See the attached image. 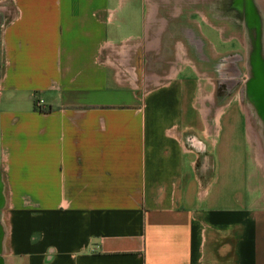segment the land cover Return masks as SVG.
Listing matches in <instances>:
<instances>
[{
	"label": "crops",
	"instance_id": "0c3cea01",
	"mask_svg": "<svg viewBox=\"0 0 264 264\" xmlns=\"http://www.w3.org/2000/svg\"><path fill=\"white\" fill-rule=\"evenodd\" d=\"M234 43L264 67V0H0L4 264H264V162L211 164Z\"/></svg>",
	"mask_w": 264,
	"mask_h": 264
},
{
	"label": "rangeland",
	"instance_id": "374dc122",
	"mask_svg": "<svg viewBox=\"0 0 264 264\" xmlns=\"http://www.w3.org/2000/svg\"><path fill=\"white\" fill-rule=\"evenodd\" d=\"M186 19L187 13H184V15L179 20L182 22V24H186ZM171 23L173 24H171L170 29L171 34H173L175 25L177 26V20H171ZM202 28H204L205 34H208V29H206L204 25ZM234 46L235 47L233 50L236 51L231 52V56L236 54L242 56V59L240 60L241 62L239 61L237 62L238 64L235 65L243 72L240 76L239 74L237 76L235 74L220 75L213 67L214 63L218 64L220 62H224V60L231 58V56L226 55L227 57L224 58V60L223 58L222 60H219L218 58L209 59L206 56L204 50H202V53L194 56V59L197 61L198 57L203 55L208 58V61H210V71L203 69L208 74L200 75V82L202 85L201 88H204L202 89L204 94H201L203 97L211 96V117L214 118L221 114L222 119L221 129L220 133L216 137V143L211 144V164L213 166L227 165L232 166L233 168H237V166L243 167V165H245L246 168V166H250L252 152L253 156L258 162H264V109L259 105L258 102H256L255 98L257 92H254L255 87L254 89L252 87L246 90L244 89L246 82L249 79H252L254 75L253 73H250V69L246 71L245 67H247V62L250 63L247 55H243V52L242 50H239L237 43H234ZM232 62L234 63L233 60L228 61L231 66L233 64ZM189 73H192L191 69H187L185 72H183V75L186 76ZM192 75L195 77V74ZM236 79H241V83L238 87L232 89V87H234L236 84ZM0 109H2L1 106ZM241 114H244L248 117V130L252 146L249 145L247 136L245 134L246 132L242 128V123L240 120ZM218 176L219 172H216V178ZM7 209L6 197L3 196L2 186V196L0 197V226H2V231H4V222L7 221ZM3 242L4 232L0 253L3 261H6V258H4L5 247Z\"/></svg>",
	"mask_w": 264,
	"mask_h": 264
},
{
	"label": "flooded vegetation",
	"instance_id": "af4514ba",
	"mask_svg": "<svg viewBox=\"0 0 264 264\" xmlns=\"http://www.w3.org/2000/svg\"><path fill=\"white\" fill-rule=\"evenodd\" d=\"M188 44L191 46V48H194V52L197 54V48H199V43H197V40L193 41V40H188ZM201 53V52H200ZM256 53L254 52L253 55H255ZM230 59V60H229ZM227 58L226 60H224V62H220L218 64L214 63L213 64V67L215 70H217L218 74H228V75H231V74H235L236 76L239 74V76L243 73L239 68H237L235 65H237L241 59H242V56L239 55V54H236V55H232L231 58ZM235 59V60H234ZM222 60V59H221ZM234 61V63L231 64L228 63V61ZM237 60V61H236ZM252 66H253V77L252 79H249L247 82H246V86H245V90L246 89H249L251 87H255V86H261L264 84V67L261 66V64L258 62V59L256 58H253L252 59ZM212 62V61H211ZM241 62V61H240ZM234 65V66H233ZM218 67V68H217ZM241 83V79L237 80L236 79V84L234 85V87H232V89H235L236 87H238ZM250 84H254V85H251ZM224 85V84H223ZM231 85V84H230ZM249 85V86H248Z\"/></svg>",
	"mask_w": 264,
	"mask_h": 264
},
{
	"label": "water",
	"instance_id": "95a60500",
	"mask_svg": "<svg viewBox=\"0 0 264 264\" xmlns=\"http://www.w3.org/2000/svg\"><path fill=\"white\" fill-rule=\"evenodd\" d=\"M254 85V84H250ZM249 86V85H248ZM254 89V86L252 87ZM254 92L256 93V102L259 103V105L264 109V84L261 86H255V90ZM2 196V185H1V181H0V197ZM2 237H3V231H2V226H0V251H1V244H2ZM0 264H4V261L1 257V253H0Z\"/></svg>",
	"mask_w": 264,
	"mask_h": 264
},
{
	"label": "bare ground",
	"instance_id": "6f19581e",
	"mask_svg": "<svg viewBox=\"0 0 264 264\" xmlns=\"http://www.w3.org/2000/svg\"><path fill=\"white\" fill-rule=\"evenodd\" d=\"M257 142V141H256ZM261 149V148H260ZM262 159V158H261ZM263 160V159H262Z\"/></svg>",
	"mask_w": 264,
	"mask_h": 264
}]
</instances>
